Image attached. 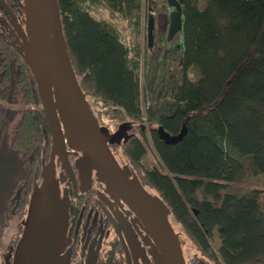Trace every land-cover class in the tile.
Returning <instances> with one entry per match:
<instances>
[{"label":"trees","instance_id":"16d2710c","mask_svg":"<svg viewBox=\"0 0 264 264\" xmlns=\"http://www.w3.org/2000/svg\"><path fill=\"white\" fill-rule=\"evenodd\" d=\"M20 1L0 0V228L9 233L51 144L36 80L3 34L12 25L6 10L19 13ZM59 4L83 89L119 121L145 127L115 146L167 202L183 246L188 237L213 264H264V187L233 188L245 172L264 180V0H183L184 35L169 45L158 28L146 55L132 54L115 24L91 10L104 5L140 31L143 14H152L143 0ZM183 124L175 143L158 135L159 125L175 134ZM146 144L162 168L143 161Z\"/></svg>","mask_w":264,"mask_h":264},{"label":"water","instance_id":"95a60500","mask_svg":"<svg viewBox=\"0 0 264 264\" xmlns=\"http://www.w3.org/2000/svg\"><path fill=\"white\" fill-rule=\"evenodd\" d=\"M182 1L169 0L172 9L168 39L183 29ZM6 12L12 25L7 32L3 28V34L22 55L36 80L51 132L49 157L45 158L44 148L13 264H70L71 198L61 186L63 172L73 182L80 180L82 190L96 177L127 203L128 212L145 231L144 238L150 246L153 261L148 256L145 264H213L203 257L194 262L186 259L167 202L143 184L130 162L122 163L114 152L112 144L126 143L137 122L123 120L115 130L101 122L74 67L59 0H21L18 15L11 8ZM154 31L150 18L149 46L153 44ZM157 132L165 142L175 143L184 137L187 125L183 124L175 134L159 125Z\"/></svg>","mask_w":264,"mask_h":264},{"label":"flooded vegetation","instance_id":"af4514ba","mask_svg":"<svg viewBox=\"0 0 264 264\" xmlns=\"http://www.w3.org/2000/svg\"><path fill=\"white\" fill-rule=\"evenodd\" d=\"M161 1L153 0L149 7L153 15H148L147 32L150 18L155 25L153 44L149 48H152L158 39V28L160 31L164 29L168 37L172 5L169 0ZM136 124L131 131L137 129L133 131L134 134L138 133V136H141L145 127ZM113 145L120 144L114 143L112 147ZM48 157L49 154L45 155L46 159ZM71 158L74 160L75 155ZM62 175L65 178L61 186L69 192L71 198L70 264H145L148 256L153 261L149 252L150 246L144 238L145 231L133 220L132 214L128 212L127 203L121 197L111 192L96 177L87 185V189L82 190L80 180L73 182L67 172H63ZM26 213L27 209L25 213L19 214L18 226L11 233L6 231L7 227L0 228V264H13L15 248L23 231L22 221Z\"/></svg>","mask_w":264,"mask_h":264},{"label":"rangeland","instance_id":"374dc122","mask_svg":"<svg viewBox=\"0 0 264 264\" xmlns=\"http://www.w3.org/2000/svg\"><path fill=\"white\" fill-rule=\"evenodd\" d=\"M150 3H151V0L149 3H148V0H143V7L145 8V7L149 6ZM91 10H92L93 15L96 16L97 18L106 19V20L110 21L111 23L115 24V26L121 32V36L125 40V43H127L128 45L131 46V51H132L131 53L132 54H134L135 51H137V49H140L141 52L146 55L145 49L147 47L146 46V43H147V14H145V13L143 14V23H142V26L140 28V31H138L136 26H134V24L131 23L130 20L123 17L119 13H113L108 7H106L104 5H94V7H92ZM182 33H183V31L178 32L175 35V38L171 39L170 42H168V43H170L169 45L176 44L180 39V35L181 36L184 35ZM143 97L144 96H141L142 101H143ZM89 99L91 100L101 122L107 124L112 130L116 129L118 124L121 121H123V120L119 121L117 119V117L112 113L109 105L104 104L101 101H98V99L91 97L90 95H89ZM136 130L137 129H134L132 131L135 132ZM117 147L120 148V146L113 145V150L116 153L117 157L119 158V160L122 163L127 162L126 158L120 157V155L118 154ZM146 147H147V153H146V156L143 158V161L147 165H157V166L162 168L163 166L161 165V161L158 158V156L155 154L152 145L146 144ZM46 154H49V153L47 152ZM42 159H43V157H42ZM41 162H42V160H41ZM251 186L264 187V180H263L262 176H260V175L259 176H253V175H250L248 172H245L241 176V178L238 181H236V183L233 184V188H236L239 190H244L245 188L251 187ZM260 203L264 209V195L260 198ZM175 229H176V227H175ZM177 231H180V230H177ZM181 235H183V232L180 233V236ZM185 239L186 240H185L183 249H184L185 256H186L187 260H193V262H194V259H197V260L202 259V256L197 253V251H196L197 249L193 246L191 240L188 239V237L187 238L185 237Z\"/></svg>","mask_w":264,"mask_h":264},{"label":"bare ground","instance_id":"6f19581e","mask_svg":"<svg viewBox=\"0 0 264 264\" xmlns=\"http://www.w3.org/2000/svg\"><path fill=\"white\" fill-rule=\"evenodd\" d=\"M166 10V9H165Z\"/></svg>","mask_w":264,"mask_h":264}]
</instances>
